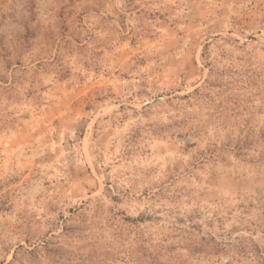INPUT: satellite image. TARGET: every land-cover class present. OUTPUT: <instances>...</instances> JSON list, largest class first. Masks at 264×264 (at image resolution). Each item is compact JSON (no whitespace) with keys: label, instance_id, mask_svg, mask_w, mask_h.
<instances>
[{"label":"rangeland","instance_id":"obj_1","mask_svg":"<svg viewBox=\"0 0 264 264\" xmlns=\"http://www.w3.org/2000/svg\"><path fill=\"white\" fill-rule=\"evenodd\" d=\"M0 264H264V0H0Z\"/></svg>","mask_w":264,"mask_h":264}]
</instances>
